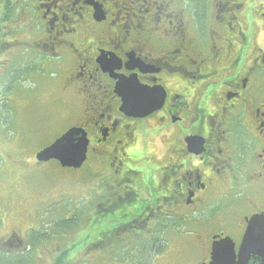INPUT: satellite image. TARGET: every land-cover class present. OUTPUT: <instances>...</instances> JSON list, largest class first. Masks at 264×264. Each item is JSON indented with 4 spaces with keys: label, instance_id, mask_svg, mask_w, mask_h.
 <instances>
[{
    "label": "flooded vegetation",
    "instance_id": "af4514ba",
    "mask_svg": "<svg viewBox=\"0 0 264 264\" xmlns=\"http://www.w3.org/2000/svg\"><path fill=\"white\" fill-rule=\"evenodd\" d=\"M0 16L16 34L0 49L64 97L58 137L87 141L82 203L40 228L11 212L0 264H37L42 244L77 264L79 232L91 264H264V0H0Z\"/></svg>",
    "mask_w": 264,
    "mask_h": 264
},
{
    "label": "rangeland",
    "instance_id": "374dc122",
    "mask_svg": "<svg viewBox=\"0 0 264 264\" xmlns=\"http://www.w3.org/2000/svg\"><path fill=\"white\" fill-rule=\"evenodd\" d=\"M0 26V43H13L16 34L9 35L2 19ZM4 33H8L7 39L2 36ZM19 38L25 39L26 35L18 32L17 39ZM17 46H2L0 49V234L5 231V221L11 212L21 227L26 226L27 213L35 214L28 218L27 226L40 228L41 221L48 216L49 211L63 207L75 208L77 201L82 203L78 188L68 184L76 177L71 170L60 168L54 161L34 162L35 153L65 131L73 118L69 119L64 97L47 79L46 71L42 72L38 60L28 52H20ZM3 65L7 68L1 69ZM26 65L36 73H30L28 77L24 75L22 81L8 83L16 69L23 71ZM9 224L12 221H7V226ZM71 234L73 230L67 235ZM85 236V232H79L78 237L69 243L83 255L82 261L78 260L77 264H91V260L84 261V258H88L90 245L89 237L86 241L83 240ZM55 242L58 241L52 239L50 244L48 242L50 251L56 248ZM59 242L58 247L62 250L64 239ZM37 250L43 257L36 259L37 264H48L50 260L45 256L47 254H43V244ZM80 257L79 255L78 259Z\"/></svg>",
    "mask_w": 264,
    "mask_h": 264
},
{
    "label": "water",
    "instance_id": "95a60500",
    "mask_svg": "<svg viewBox=\"0 0 264 264\" xmlns=\"http://www.w3.org/2000/svg\"><path fill=\"white\" fill-rule=\"evenodd\" d=\"M87 141L84 133L71 128L51 145L36 153L37 162L56 161L62 168L78 169L85 161Z\"/></svg>",
    "mask_w": 264,
    "mask_h": 264
},
{
    "label": "trees",
    "instance_id": "16d2710c",
    "mask_svg": "<svg viewBox=\"0 0 264 264\" xmlns=\"http://www.w3.org/2000/svg\"><path fill=\"white\" fill-rule=\"evenodd\" d=\"M30 69V68H29ZM28 67L26 69H23V71L19 70V77L20 78L21 76H24V75H27L28 73H30L31 69L29 70ZM29 70V72H28ZM25 71V72H24ZM32 72V71H31ZM24 73V74H23ZM11 264H25V261L23 259H17L14 263H11Z\"/></svg>",
    "mask_w": 264,
    "mask_h": 264
}]
</instances>
